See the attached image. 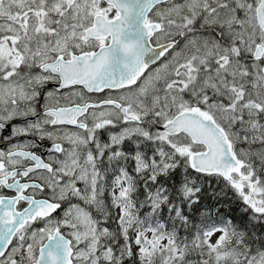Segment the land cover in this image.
<instances>
[{
	"label": "snow or ice",
	"instance_id": "snow-or-ice-1",
	"mask_svg": "<svg viewBox=\"0 0 264 264\" xmlns=\"http://www.w3.org/2000/svg\"><path fill=\"white\" fill-rule=\"evenodd\" d=\"M0 264H264V0H0Z\"/></svg>",
	"mask_w": 264,
	"mask_h": 264
},
{
	"label": "flooded vegetation",
	"instance_id": "flooded-vegetation-1",
	"mask_svg": "<svg viewBox=\"0 0 264 264\" xmlns=\"http://www.w3.org/2000/svg\"><path fill=\"white\" fill-rule=\"evenodd\" d=\"M45 151H46V148H41L40 149V152H41L42 155L45 153Z\"/></svg>",
	"mask_w": 264,
	"mask_h": 264
}]
</instances>
